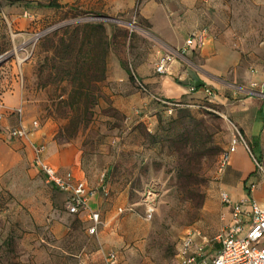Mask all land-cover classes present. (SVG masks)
I'll return each instance as SVG.
<instances>
[{"label": "rangeland", "instance_id": "rangeland-1", "mask_svg": "<svg viewBox=\"0 0 264 264\" xmlns=\"http://www.w3.org/2000/svg\"><path fill=\"white\" fill-rule=\"evenodd\" d=\"M84 24L99 25L96 36L107 42L104 79L86 92L93 101H74L70 57L82 31L90 32ZM75 27V48L59 61L58 38L68 43ZM201 29V48L176 53ZM165 39L182 46L165 51ZM86 52L83 45L78 54ZM168 52L173 61L187 53L191 75L203 82L178 99L163 98L138 74L164 75L155 65ZM263 79L264 0H70L53 9L0 1V96L22 91L32 141L74 152L66 169L96 189L89 205L101 220L89 234L86 212L68 213L64 194L29 171L26 158L27 179L0 180V264H107L109 251L118 264H177L188 228L213 239L221 224L219 158L234 135L255 165L248 195L264 202ZM250 94L263 98L254 116L241 108Z\"/></svg>", "mask_w": 264, "mask_h": 264}, {"label": "built area", "instance_id": "built-area-1", "mask_svg": "<svg viewBox=\"0 0 264 264\" xmlns=\"http://www.w3.org/2000/svg\"><path fill=\"white\" fill-rule=\"evenodd\" d=\"M207 32L201 29L192 33L185 40L184 46L178 54L188 48H201L206 40ZM175 58V53L168 52L159 56L155 71L166 74ZM264 87V79H263ZM206 97H213V90L207 85L202 87ZM194 86L189 91H194ZM169 105L177 103L166 102ZM17 122L7 127L3 132L7 139L27 141L32 152L30 164L39 173H42L47 182L65 196V208L70 214L86 212L89 225V234L97 232L101 223L99 212L91 209L89 202L97 195L96 189L87 186L85 181L67 170L59 173L45 160L46 145L32 141L33 130L22 122V111L16 109ZM34 124L33 128H36ZM264 132V129H263ZM242 140L240 134L234 135L230 146L222 152L219 158V171L224 172L229 164L230 156ZM255 184L251 185V192ZM219 199L222 206L220 212V228L213 239L207 238L198 228H188L177 248V264H264V205L251 196L234 199L226 190L220 189ZM122 212V209L119 208ZM152 209L147 211L151 215ZM219 244L218 248L215 245ZM107 264H118L116 253L109 251L106 254Z\"/></svg>", "mask_w": 264, "mask_h": 264}, {"label": "crops", "instance_id": "crops-1", "mask_svg": "<svg viewBox=\"0 0 264 264\" xmlns=\"http://www.w3.org/2000/svg\"><path fill=\"white\" fill-rule=\"evenodd\" d=\"M4 6L8 9L14 8L15 6L22 7H40L45 9H53L54 6H47L48 4H65L70 0H0ZM164 42V50L170 51L174 50L178 45L169 43L166 39ZM187 65V67H184ZM169 71L167 74L154 76V74L149 71L142 70L139 74V77L143 82L148 84L153 91L157 92L160 96L165 99H178L188 94L190 91L191 84L195 80H200L197 85L201 82V79L196 78V75H191V59L187 57V53L179 56L175 61L169 66ZM192 76V79H191ZM193 80V81H192ZM262 97L255 95H248L242 100L241 108L247 107L249 113L253 116L255 115V108L259 106L261 108ZM25 98L22 91L17 89L11 90L3 93L0 96V180L2 179H27L28 163L31 161L32 152L29 148L27 141L16 140V139H7L4 130L8 125H15L17 122V115L14 113L16 109H21L22 111V122L23 121V109H25ZM264 110V109H263ZM247 111V112H248ZM264 112V111H263ZM251 116L250 114H246ZM243 129L245 132H252L254 129V124L243 121ZM252 122V121H251ZM24 124V123H23ZM247 130V131H246ZM252 134V133H251ZM50 156V163L58 167L60 170L65 172L67 167L74 163V152L68 149H57L53 146H48L46 148L45 155ZM27 158V159H26ZM26 159V160H25ZM31 165V164H30ZM15 170L14 173L12 171ZM34 170L32 166L29 171ZM255 170V165L248 155L246 146L242 143H239L234 153L231 154L229 160V167L224 171V181L221 182L220 189L226 190L234 199L244 198L248 195V190L245 188L248 185L247 182L254 181L252 172ZM39 173V172H37ZM26 174V175H25ZM77 178H81L79 173H75ZM257 202L264 205V202L260 198L253 197ZM96 197L92 198V205Z\"/></svg>", "mask_w": 264, "mask_h": 264}, {"label": "trees", "instance_id": "trees-1", "mask_svg": "<svg viewBox=\"0 0 264 264\" xmlns=\"http://www.w3.org/2000/svg\"><path fill=\"white\" fill-rule=\"evenodd\" d=\"M47 6L58 7V4H48ZM89 28L90 32L82 31V36L76 48L77 52L70 57L71 67L74 69L72 75V95H74V101H80V97H84L85 101L88 100L89 87L93 82H99L104 79L105 71V49L107 42L102 35L95 33L99 25L94 24H84L83 28ZM66 30V28L64 29ZM57 32V31H56ZM56 32H54L56 34ZM53 33V34H54ZM77 28L75 27L70 34L68 43L64 42L62 36L58 38V44L55 47L56 54L58 55V60L61 61L66 54H70L75 48L74 43L77 38ZM48 40V39H47ZM83 45L87 46V52L84 55H79L80 49ZM70 72V71H68ZM129 73V72H128ZM130 74V73H129ZM132 79V76L130 75ZM202 85L201 83L199 86ZM173 103H178V101H172Z\"/></svg>", "mask_w": 264, "mask_h": 264}, {"label": "bare ground", "instance_id": "bare-ground-1", "mask_svg": "<svg viewBox=\"0 0 264 264\" xmlns=\"http://www.w3.org/2000/svg\"><path fill=\"white\" fill-rule=\"evenodd\" d=\"M235 151V150H234ZM234 151H233V153H234Z\"/></svg>", "mask_w": 264, "mask_h": 264}]
</instances>
